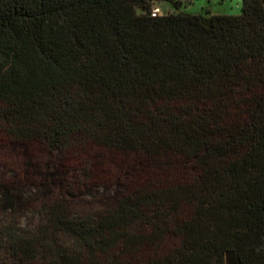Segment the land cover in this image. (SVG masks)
I'll list each match as a JSON object with an SVG mask.
<instances>
[{"label":"trees","instance_id":"16d2710c","mask_svg":"<svg viewBox=\"0 0 264 264\" xmlns=\"http://www.w3.org/2000/svg\"><path fill=\"white\" fill-rule=\"evenodd\" d=\"M150 1L0 0V264H264V0Z\"/></svg>","mask_w":264,"mask_h":264},{"label":"rangeland","instance_id":"374dc122","mask_svg":"<svg viewBox=\"0 0 264 264\" xmlns=\"http://www.w3.org/2000/svg\"><path fill=\"white\" fill-rule=\"evenodd\" d=\"M181 7L179 10H175L174 7L167 2H156L150 1L152 3V8H159L161 10L160 14L168 15L173 13H190V14H200L203 16H209L213 14H235L239 15L242 11V3L243 0H180ZM138 13L142 11L140 9L137 10ZM4 158L0 157V161H3ZM2 167L0 166V183L3 180L1 177ZM57 174L55 171H51ZM9 176H14V172H10ZM35 179L33 175L30 179V183L23 192H15V200H18L21 205H25L26 207L32 205L38 195H40V191L35 190L33 188V184L35 183ZM122 189L120 187H100L94 186L89 187L83 190L81 197L78 199L77 203L80 206L84 207H103L107 205V203L111 202V200L121 193ZM12 201L11 196L4 191L0 192V207L3 209L4 207H8V203ZM29 212V211H28ZM33 215V213H29V215ZM231 256V255H230ZM235 264V258L234 262Z\"/></svg>","mask_w":264,"mask_h":264},{"label":"built area","instance_id":"2783aa9c","mask_svg":"<svg viewBox=\"0 0 264 264\" xmlns=\"http://www.w3.org/2000/svg\"><path fill=\"white\" fill-rule=\"evenodd\" d=\"M160 12H161V10L159 8H154L153 9L152 16L155 17L157 15H161Z\"/></svg>","mask_w":264,"mask_h":264}]
</instances>
